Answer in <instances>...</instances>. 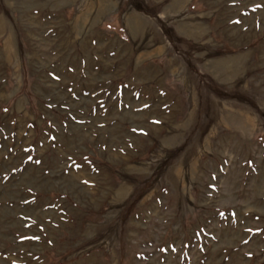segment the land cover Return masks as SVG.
<instances>
[{
    "label": "rangeland",
    "instance_id": "rangeland-1",
    "mask_svg": "<svg viewBox=\"0 0 264 264\" xmlns=\"http://www.w3.org/2000/svg\"><path fill=\"white\" fill-rule=\"evenodd\" d=\"M0 264H264V0H0Z\"/></svg>",
    "mask_w": 264,
    "mask_h": 264
}]
</instances>
